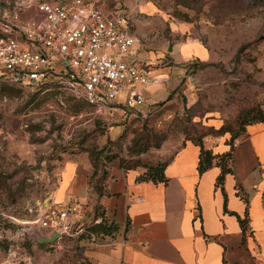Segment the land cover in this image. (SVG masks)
<instances>
[{"label": "rangeland", "instance_id": "rangeland-1", "mask_svg": "<svg viewBox=\"0 0 264 264\" xmlns=\"http://www.w3.org/2000/svg\"><path fill=\"white\" fill-rule=\"evenodd\" d=\"M16 1L0 0V15H8ZM121 2L153 73L165 69L166 81L155 88L147 112L109 120L67 89H9L0 80V264L68 261L65 242L40 247L36 240L43 233L38 205L54 198L68 161L91 167V218L93 188L107 168L126 162L144 173L170 158L162 150L165 143L173 152L198 137L230 138L218 130L223 125L239 129L264 106L258 40L264 32V0ZM195 47L211 51L213 60L190 58ZM146 128L166 138L160 147L151 142L139 152Z\"/></svg>", "mask_w": 264, "mask_h": 264}, {"label": "crops", "instance_id": "crops-1", "mask_svg": "<svg viewBox=\"0 0 264 264\" xmlns=\"http://www.w3.org/2000/svg\"><path fill=\"white\" fill-rule=\"evenodd\" d=\"M259 48L264 66V41ZM190 52V58L213 60L208 49L195 47ZM164 70L154 74L162 76ZM156 87L147 90L149 98ZM227 138L206 139L205 145L220 155L231 149ZM235 142L234 158L229 162L233 172L225 176L223 189L217 184L221 167L214 164L199 173L200 148L190 140L173 152L169 142L165 143L163 152L174 156L166 168L167 184L138 181L141 170L113 165L105 194L94 205L102 207L105 219L115 222L118 230L58 240L65 242L69 258L57 262L54 257L50 264H264V122L249 124ZM90 173L87 162L68 161L54 198L49 199L59 202L73 197L87 203ZM237 183L250 201L245 244L237 214L244 216L246 203L237 194ZM41 230V236H48Z\"/></svg>", "mask_w": 264, "mask_h": 264}, {"label": "built area", "instance_id": "built-area-1", "mask_svg": "<svg viewBox=\"0 0 264 264\" xmlns=\"http://www.w3.org/2000/svg\"><path fill=\"white\" fill-rule=\"evenodd\" d=\"M0 80L22 89H67L119 122L148 109L147 90L166 81L145 59L121 0H17L0 15ZM37 212L39 228L47 237L59 233L58 240L80 237L93 219L87 203L73 197L47 199Z\"/></svg>", "mask_w": 264, "mask_h": 264}, {"label": "trees", "instance_id": "trees-1", "mask_svg": "<svg viewBox=\"0 0 264 264\" xmlns=\"http://www.w3.org/2000/svg\"><path fill=\"white\" fill-rule=\"evenodd\" d=\"M179 4H182V3H179ZM258 40H262V42L264 41V32L260 36V39ZM202 64L203 66H206L208 63L204 62ZM13 87L15 86L10 85L9 89H13ZM86 104L89 105L88 103ZM132 114L136 115V112H133ZM126 120H128V118H126ZM257 122H264V108L262 107H258L255 109V114L252 116L251 119L242 120L240 122V127L237 130L234 128H229L226 125H223L218 131L221 134H224V133L231 134V137L229 138V140H226V143L231 146V149L228 152L220 154V155L215 154L212 149L206 147L205 140L203 137H198L197 139H190V141H192L195 145L199 146L200 148V156H199V164H198L199 173L203 174L205 171L211 168L214 164L221 167V174L218 176L217 184L220 185L221 188L223 189L225 176L228 173L233 172V169L229 165V162L232 161L234 158V154H233L234 141L238 139L242 134L245 133L246 127L249 124H253ZM165 138H166L165 134H158L146 128V131L142 133L138 139V143L140 144V147H139L140 149L138 151L139 152L147 151L149 149L151 142H154L156 147H160L162 141L165 140ZM186 141H189V140H186ZM173 157L174 156L169 158L165 163L149 165L147 167V170L138 176L137 180L138 181H152L154 183H166L167 184L169 181V178L166 175V168L172 161ZM119 166L127 171L136 170V166L127 165L126 162H121ZM109 169L110 168H107L105 171H103L100 178L94 185L93 189L95 191L94 196H95L96 201L99 197L105 194V183L109 175ZM96 173L97 171H95L91 175L90 177L91 181ZM236 188H237V194L246 203V210H245L244 216L237 214V217H238L241 229H242V233H243V243L245 244L246 239H247V232L250 230V225H249L250 201H249L248 195L246 194V192L244 191L240 183L236 184ZM225 210H227V201H225ZM93 213H94V218L85 227L84 233L80 235L79 238H82V237L91 238L92 236H102L106 234L107 235L113 234L114 232L118 230V225L115 222H108L107 219H105V212L99 204L94 205ZM99 217L101 218V220L99 222H96V219ZM38 244L40 247H44L48 245V243H41L40 241H38Z\"/></svg>", "mask_w": 264, "mask_h": 264}, {"label": "water", "instance_id": "water-1", "mask_svg": "<svg viewBox=\"0 0 264 264\" xmlns=\"http://www.w3.org/2000/svg\"><path fill=\"white\" fill-rule=\"evenodd\" d=\"M170 51H172V48H170ZM60 238V234L57 233V234H54V235H51L49 237L47 236H44L40 239V242L41 243H53L54 241L58 240Z\"/></svg>", "mask_w": 264, "mask_h": 264}]
</instances>
